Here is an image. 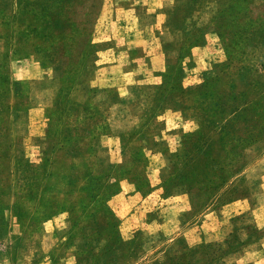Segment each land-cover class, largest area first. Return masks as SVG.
Returning a JSON list of instances; mask_svg holds the SVG:
<instances>
[{"label":"rangeland","instance_id":"374dc122","mask_svg":"<svg viewBox=\"0 0 264 264\" xmlns=\"http://www.w3.org/2000/svg\"><path fill=\"white\" fill-rule=\"evenodd\" d=\"M199 2L201 23L224 6L190 46L217 32L212 68L190 71L196 57L169 41L157 92L118 110L112 96H73L112 0H0V264H225L230 251L231 264H264L240 260L264 234L252 214L264 202V0ZM34 102L41 120L14 124ZM169 109L191 130L164 146L147 134ZM157 138L166 161L154 169ZM172 194L184 200L169 210ZM242 200L222 241H199L202 211Z\"/></svg>","mask_w":264,"mask_h":264},{"label":"crops","instance_id":"0c3cea01","mask_svg":"<svg viewBox=\"0 0 264 264\" xmlns=\"http://www.w3.org/2000/svg\"><path fill=\"white\" fill-rule=\"evenodd\" d=\"M112 2L117 14L114 13L110 19L107 15L103 17V24L110 23V26L102 43L88 54L83 65L78 78V82L83 86L78 85L79 89L73 92L74 99L78 102L89 97L103 102L108 96H112L115 101L110 108L120 110L135 103L139 94L145 97L154 95L158 89L157 73L166 69L164 46L169 41L178 43V56L185 57L191 53L196 57L194 65L189 69L193 72H206L212 68L214 63L212 59L221 55L222 48L217 43L219 36L212 29L207 32L206 41L202 46L193 48L190 46L192 40L196 41L200 37L201 31H206L216 22L224 6L216 8L209 22L201 23L191 15L194 10L197 11L205 5L199 0H112ZM192 3H197L194 10ZM87 75L88 80L84 84ZM79 93H82V96L79 97ZM42 110L43 107L34 102L26 111L14 115V124L29 126L40 121L44 112ZM143 114L141 113V117L145 118ZM131 117L140 118L136 111ZM156 119L165 121L166 127L155 128L156 130L149 131L147 135L168 136L164 146L175 145L185 132L191 130V127L185 129L184 126L189 124L190 120L179 110L169 109V112L157 114ZM179 121L183 129L176 128ZM15 131L16 135L26 134L25 128L21 131L16 127ZM153 146L154 149L149 150V158L152 160L149 164L156 169L163 166V159L165 161L166 159L161 153L163 148L161 139L157 138ZM181 195L183 194L171 195V206H167L169 210L174 209L176 203L180 204L178 200H184ZM238 204L241 205L240 208L236 207ZM246 210L248 209L244 207L242 200L239 203L234 202V205L229 207L208 208L202 211L199 215V241H222L224 222ZM252 214L257 217L255 221L258 229L264 231V202L253 208ZM147 228L154 227L149 225ZM242 251L244 254L241 262L257 263L255 260L257 254L264 257V234L257 245L255 242L246 243ZM234 256L233 251H230L227 258L225 255L223 258L225 264L232 262Z\"/></svg>","mask_w":264,"mask_h":264},{"label":"trees","instance_id":"16d2710c","mask_svg":"<svg viewBox=\"0 0 264 264\" xmlns=\"http://www.w3.org/2000/svg\"><path fill=\"white\" fill-rule=\"evenodd\" d=\"M1 119V118H0Z\"/></svg>","mask_w":264,"mask_h":264}]
</instances>
